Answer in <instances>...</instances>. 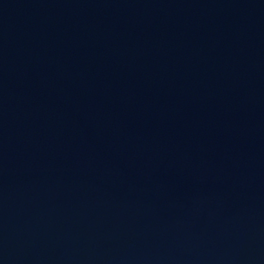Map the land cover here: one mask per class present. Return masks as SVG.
Returning a JSON list of instances; mask_svg holds the SVG:
<instances>
[{
	"label": "water",
	"instance_id": "95a60500",
	"mask_svg": "<svg viewBox=\"0 0 264 264\" xmlns=\"http://www.w3.org/2000/svg\"><path fill=\"white\" fill-rule=\"evenodd\" d=\"M0 264H264V0H0Z\"/></svg>",
	"mask_w": 264,
	"mask_h": 264
}]
</instances>
